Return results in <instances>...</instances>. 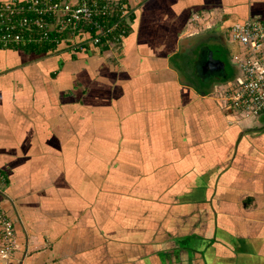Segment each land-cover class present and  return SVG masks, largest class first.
<instances>
[{"label":"crops","instance_id":"1","mask_svg":"<svg viewBox=\"0 0 264 264\" xmlns=\"http://www.w3.org/2000/svg\"><path fill=\"white\" fill-rule=\"evenodd\" d=\"M121 3L115 45L0 49L12 264H264V111L223 99L264 0Z\"/></svg>","mask_w":264,"mask_h":264},{"label":"built area","instance_id":"2","mask_svg":"<svg viewBox=\"0 0 264 264\" xmlns=\"http://www.w3.org/2000/svg\"><path fill=\"white\" fill-rule=\"evenodd\" d=\"M128 10L121 0H28L0 3V49L58 45L81 38L80 45H115L126 33ZM66 34V38H63ZM229 42L241 51L231 56L239 79L223 94L231 109L246 117L264 111V23L245 19L229 27ZM3 176L0 173V197ZM1 201V199H0ZM18 243L12 221L0 204V264H12Z\"/></svg>","mask_w":264,"mask_h":264},{"label":"trees","instance_id":"3","mask_svg":"<svg viewBox=\"0 0 264 264\" xmlns=\"http://www.w3.org/2000/svg\"><path fill=\"white\" fill-rule=\"evenodd\" d=\"M66 34H63V38L65 39L66 38ZM60 45V43L58 44ZM55 46H57L56 44L53 45L52 43H47V42H43L41 45H33V46H30V47H25V48H19V49H22V50H31V51H36V52H39V51H42V52H45L46 50L48 49H53Z\"/></svg>","mask_w":264,"mask_h":264},{"label":"water","instance_id":"4","mask_svg":"<svg viewBox=\"0 0 264 264\" xmlns=\"http://www.w3.org/2000/svg\"><path fill=\"white\" fill-rule=\"evenodd\" d=\"M208 57H209V53H208ZM210 58V57H209Z\"/></svg>","mask_w":264,"mask_h":264}]
</instances>
